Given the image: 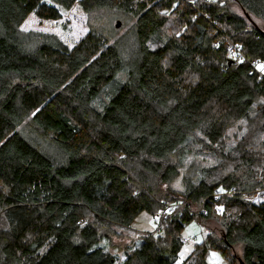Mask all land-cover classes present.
<instances>
[{
	"label": "trees",
	"instance_id": "trees-1",
	"mask_svg": "<svg viewBox=\"0 0 264 264\" xmlns=\"http://www.w3.org/2000/svg\"><path fill=\"white\" fill-rule=\"evenodd\" d=\"M176 3L0 0V264H264V0Z\"/></svg>",
	"mask_w": 264,
	"mask_h": 264
},
{
	"label": "rangeland",
	"instance_id": "rangeland-1",
	"mask_svg": "<svg viewBox=\"0 0 264 264\" xmlns=\"http://www.w3.org/2000/svg\"><path fill=\"white\" fill-rule=\"evenodd\" d=\"M66 17L71 22L72 32L76 37L79 38L88 31L86 17L76 15L72 12L66 13ZM116 21L120 23V19L115 20V22ZM35 26H39V23L37 22L36 17L31 16L25 21L23 28H26V29L33 28ZM51 28H52V25L44 26L45 30H50ZM203 163H207V161L206 160L202 161L201 159H198L194 162L196 166L203 165ZM187 173L189 172L183 171V174H187ZM171 186L176 189L182 188L183 185H182L181 177L177 178V180H175ZM180 204L181 202L176 200V201H172L171 203H168L166 207L170 211L171 209L173 210L175 207H178ZM165 211H161L162 213H160L156 217V218H159L157 220H154V217H152L147 211H142L135 218L132 225L129 227V229H127V231L124 232V231L118 230L117 235L113 237V246L110 247V251L114 254H117L120 260L123 259L125 256L123 254L122 247H124L126 244L133 243L135 240L141 238L142 235L147 232L157 231L159 224L161 222L162 215L165 214ZM196 212L197 211H195V213ZM206 234H207L206 230L202 227V225L197 220L191 221L185 227L182 233L184 245L179 253L178 259L176 260L174 264H181L186 259V257L191 253L194 244L202 242L205 239ZM213 253H218V256H214ZM218 261H221L222 264H229L219 252L215 250H211L209 252L208 264H217Z\"/></svg>",
	"mask_w": 264,
	"mask_h": 264
},
{
	"label": "snow or ice",
	"instance_id": "snow-or-ice-1",
	"mask_svg": "<svg viewBox=\"0 0 264 264\" xmlns=\"http://www.w3.org/2000/svg\"><path fill=\"white\" fill-rule=\"evenodd\" d=\"M191 2L192 3H195L196 0H191ZM209 2H216V0H209ZM149 7H151V5H149ZM171 7L172 8L179 7V0H177V3L176 4H173ZM170 14L171 13H170V11L168 9H165L164 11L161 12V15H163V16H168ZM241 15H243V13H241ZM193 19H195V18L193 17ZM185 28H186V26H185ZM175 35L176 36H180L181 35V32L177 31L175 33ZM216 47H219V45H216ZM235 47H237V48H243V45L242 44H239V45H236ZM231 58L233 60H238V63H240V64H243L245 62L244 59H243V57H240L239 54L238 53H235V52L231 53ZM256 67L260 70V72H264V63H257L256 64ZM34 115H35V113H34ZM262 139H264V138H262ZM164 187H168V186L165 185ZM6 190L7 189H5V191ZM219 191L223 193V192H226L227 190L225 188H223V187H220L219 188ZM181 203H182V201H181ZM219 211L222 213L224 211L223 207H220L219 208ZM157 219H159V218H157ZM159 235H163V233H160ZM77 243H79V241H77ZM213 255L214 256H218V253H213ZM217 264H222V262L221 261H218Z\"/></svg>",
	"mask_w": 264,
	"mask_h": 264
},
{
	"label": "built area",
	"instance_id": "built-area-1",
	"mask_svg": "<svg viewBox=\"0 0 264 264\" xmlns=\"http://www.w3.org/2000/svg\"><path fill=\"white\" fill-rule=\"evenodd\" d=\"M261 73V76H263L264 77V72H260ZM157 216H155L154 217V220H157V218H156Z\"/></svg>",
	"mask_w": 264,
	"mask_h": 264
},
{
	"label": "water",
	"instance_id": "water-1",
	"mask_svg": "<svg viewBox=\"0 0 264 264\" xmlns=\"http://www.w3.org/2000/svg\"><path fill=\"white\" fill-rule=\"evenodd\" d=\"M119 25H120V23L118 22V23H117V26H119ZM242 264H246V263H242Z\"/></svg>",
	"mask_w": 264,
	"mask_h": 264
}]
</instances>
